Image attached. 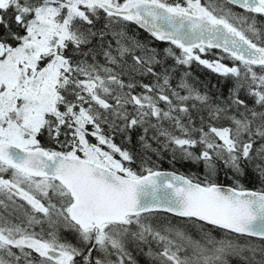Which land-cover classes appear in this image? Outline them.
<instances>
[{"label": "snow or ice", "instance_id": "snow-or-ice-1", "mask_svg": "<svg viewBox=\"0 0 264 264\" xmlns=\"http://www.w3.org/2000/svg\"><path fill=\"white\" fill-rule=\"evenodd\" d=\"M0 264H264V0H0Z\"/></svg>", "mask_w": 264, "mask_h": 264}, {"label": "trees", "instance_id": "trees-1", "mask_svg": "<svg viewBox=\"0 0 264 264\" xmlns=\"http://www.w3.org/2000/svg\"><path fill=\"white\" fill-rule=\"evenodd\" d=\"M133 28V30H135L137 32V35L141 38V39H150L146 33H144L142 30L136 29L135 26H131ZM160 49H163L164 47H166L167 45L164 44H158L157 45ZM193 78L196 79L198 82H201L203 84H207L208 87L211 89V91L215 92L216 89L212 87V85H217V87L221 88L223 90L224 85L222 83L218 84V78L215 77L213 74H210L208 72H206L205 70H203L202 68H198L196 66L193 67ZM165 165H168L167 163H165ZM169 167V165H168ZM177 168H180V165H177ZM181 171H184L185 169L180 168ZM253 185H249V187H252Z\"/></svg>", "mask_w": 264, "mask_h": 264}, {"label": "flooded vegetation", "instance_id": "flooded-vegetation-1", "mask_svg": "<svg viewBox=\"0 0 264 264\" xmlns=\"http://www.w3.org/2000/svg\"><path fill=\"white\" fill-rule=\"evenodd\" d=\"M119 142V141H118ZM164 168H168V165H165V163L162 165Z\"/></svg>", "mask_w": 264, "mask_h": 264}]
</instances>
